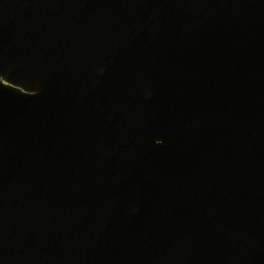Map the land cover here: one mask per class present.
Returning a JSON list of instances; mask_svg holds the SVG:
<instances>
[{"label":"water","instance_id":"95a60500","mask_svg":"<svg viewBox=\"0 0 264 264\" xmlns=\"http://www.w3.org/2000/svg\"><path fill=\"white\" fill-rule=\"evenodd\" d=\"M0 264H264V0H0Z\"/></svg>","mask_w":264,"mask_h":264}]
</instances>
